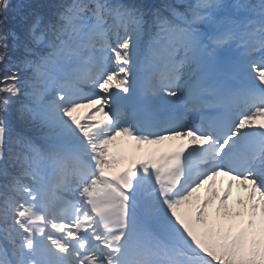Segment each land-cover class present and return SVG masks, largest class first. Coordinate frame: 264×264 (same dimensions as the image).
Returning <instances> with one entry per match:
<instances>
[{"label": "snow or ice", "instance_id": "snow-or-ice-1", "mask_svg": "<svg viewBox=\"0 0 264 264\" xmlns=\"http://www.w3.org/2000/svg\"><path fill=\"white\" fill-rule=\"evenodd\" d=\"M0 264H264V0H0Z\"/></svg>", "mask_w": 264, "mask_h": 264}, {"label": "rangeland", "instance_id": "rangeland-1", "mask_svg": "<svg viewBox=\"0 0 264 264\" xmlns=\"http://www.w3.org/2000/svg\"><path fill=\"white\" fill-rule=\"evenodd\" d=\"M183 97L182 99H184ZM185 105H187V102L185 101ZM88 109H81L77 115L78 116H84L86 113H88ZM97 119H100V117H97ZM175 142L173 141H165L161 144L158 145H140L139 146V151L142 156L146 155L149 152H153L156 150H159L161 152L166 151L170 149V147L174 144ZM136 145L133 141L129 140L126 137H117V139L114 141L113 146L110 147V152L113 153V155L118 159L121 160V163H118L114 167L115 172H120L122 171L125 167H127V159L128 157L133 154L136 151ZM123 168V169H122ZM217 188H223L224 185L226 184V178L224 177H218L217 178ZM200 195H203V190H201ZM237 196L240 197H245L246 193L240 190L238 187L234 186L232 190V196L229 198V205L234 207V200L237 198Z\"/></svg>", "mask_w": 264, "mask_h": 264}, {"label": "bare ground", "instance_id": "bare-ground-1", "mask_svg": "<svg viewBox=\"0 0 264 264\" xmlns=\"http://www.w3.org/2000/svg\"><path fill=\"white\" fill-rule=\"evenodd\" d=\"M184 101H186L187 102V105L186 106H188V107H190L191 105H190V103L188 102V100H187V97H185L184 98ZM222 178V177H221ZM218 189H221V188H218Z\"/></svg>", "mask_w": 264, "mask_h": 264}]
</instances>
